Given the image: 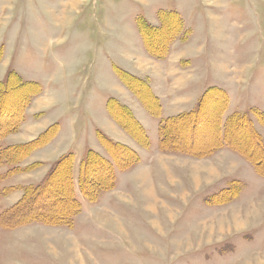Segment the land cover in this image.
Masks as SVG:
<instances>
[{
  "label": "rangeland",
  "instance_id": "rangeland-1",
  "mask_svg": "<svg viewBox=\"0 0 264 264\" xmlns=\"http://www.w3.org/2000/svg\"><path fill=\"white\" fill-rule=\"evenodd\" d=\"M0 83V264H264V155L236 121L232 140L261 168L214 147L233 114L264 145V0H0ZM139 97L158 116L152 145L122 168L95 127ZM190 108L167 126L176 151L156 149L159 118ZM93 147L113 171L87 165V196ZM67 210L69 223L38 220Z\"/></svg>",
  "mask_w": 264,
  "mask_h": 264
},
{
  "label": "trees",
  "instance_id": "trees-1",
  "mask_svg": "<svg viewBox=\"0 0 264 264\" xmlns=\"http://www.w3.org/2000/svg\"><path fill=\"white\" fill-rule=\"evenodd\" d=\"M174 14L176 15V13H174V12H169L167 15L169 17H171ZM30 83H32V82H30ZM30 83H27V85H29ZM0 84H1V89H2V86L4 88H6V89L8 88V84H6V83H0ZM13 87H16V86H13ZM147 89L149 90L148 87H147ZM215 89L212 88L213 91L215 90V91L221 93L222 95L224 94V92L222 91V89H220V88H215ZM144 90H146V89H144ZM149 95H150V98H154L153 96H151V94H149ZM216 98H217V96H216ZM225 99H226V95L224 94V100ZM154 100L156 102V98H154ZM113 102H114V100H113ZM115 102L117 103V107H118V110H117L118 115H117V113H115L116 116H117V118H118V116L121 117L120 116V113L123 112V111L126 114L128 113L129 114V118L133 122L134 126L136 125L135 126L136 127V131L135 130L132 131L128 127H126V128H128V130H130L137 137V139L139 140V142H141L143 145H146V146L149 145V140H148V138H147V136L145 134V131H144L143 127L141 125L139 126V124H137V122L134 120L133 116L129 113V111H127L124 107H122L121 105H119V103L117 101H115ZM198 109L199 108H197V109H195V110H193V111H191V112H189V113H187L185 115H180V116L175 117V118H168V119H165V120H161L160 125H159V131H160V148L161 149H163V150L164 149H170V150L176 151V148L178 146V143L175 142V140H174V142H170L171 139H172V137L171 136L168 137V134H169V132H167L168 123H170L171 121L172 122H177V121L179 122L180 119H182L183 117L184 118L185 117H189L190 114H197L198 115V112H199ZM200 114H201V112H200ZM193 116L194 117L192 118V121H191L192 122L191 123V127L192 128H193V125H195L197 123V120H196L197 119V116L196 115H193ZM233 121H236L238 124H241L242 127H243V129L246 130L247 132L249 131L250 136L254 139V145L255 146H258L259 149H260V151H261V153L264 155V145H263V143H261V140L259 139V137H258L255 129L251 125V121L249 120V118L247 116H241V115H238L236 117L235 114L231 115L228 118L227 122H226L225 132H224V134H225L224 136L225 137H223L222 134H221V124H220V122L217 124V129H216V132H215V134H216L215 136L217 137V139L214 142V147L219 148V147H223V146L227 145L230 148H232L233 150H236V151L242 153L243 155H245L247 157V159H250L252 162L255 163L257 169L258 168L260 169L261 168L260 167L261 161L255 159L256 158V155L255 154L254 155L253 154L251 155V154H249V152H243L242 151V147L245 145L244 142H248V144L250 145L249 140L246 138L247 140L246 139L243 140V141L241 140L240 142H237V143H235L233 141L234 139L232 140V138L230 136V126H231V124H232ZM104 139L106 141V144H107L108 149L110 150L111 155L114 157V159L116 161V164L119 165L120 167L123 168L124 166L128 165L129 163H132L134 161L133 158H136L137 157V155H136V153H135L134 150H132V149L130 150L127 147H124V146L119 145V144H115V143H113L112 141L108 140L105 137H104ZM33 143L34 142H32L31 144H33ZM169 144L172 145V147H167L166 146V145H169ZM211 144H212V142L209 143V146ZM254 145L252 144V146H254ZM186 147L187 148L185 150H187L188 152H191L192 154L199 153L198 155L203 154L207 149H210L211 148V147L210 148H206V149L203 150V152H198V151L192 149L190 146H186ZM119 148L122 151H125V153L124 152H121L120 154H118L117 150ZM89 154L90 155H88L87 157H85L83 159V167H82L83 169L81 170V171H83L82 172L81 190H83L84 194L87 195V196H88V193H87V190H86L87 189V185H86L87 183L85 181H86L87 178H90V176L88 175V172L86 171L87 165L92 164V163H94V164H96V163L99 164L100 163L103 166L104 170H105V174H106L107 180H109L110 173L113 171L112 164L109 163L106 158L102 157L101 155H99L95 151H91ZM74 159L75 158H74V155L73 154L67 155V157H65V161H66L65 168L67 169L68 179H69V184H70V191L68 193V196L70 197V199L73 202V204L76 205V207H75L76 208V211H79L80 210V206L78 204L79 202L77 203V199H76V197L74 195L75 194V187H74V181H73V163H74ZM61 163L62 162L58 163L57 165H60ZM60 166H62V164ZM60 166H57L53 170V172H51V173H53V174L57 173ZM102 166H99V167H102ZM259 172L263 173V175H264V171L259 170ZM50 174L46 178L45 185H46V183H47V181H48V179L50 177ZM111 177L113 178L112 175H111ZM89 182L96 183V185H99V183H100L99 179L97 180L96 177L94 179L91 177V179L89 180ZM239 187H234V188L237 190ZM55 195H57V194H55ZM45 214L46 213L44 211H42L41 214H40V216H38V220L44 221V222H48L49 221V222L54 223V224L69 223L70 220H71L70 216H72V215H69V211L68 210L65 213H62V214L61 213L55 214V215L52 214V213L49 214V215L48 214L45 215Z\"/></svg>",
  "mask_w": 264,
  "mask_h": 264
},
{
  "label": "crops",
  "instance_id": "crops-1",
  "mask_svg": "<svg viewBox=\"0 0 264 264\" xmlns=\"http://www.w3.org/2000/svg\"><path fill=\"white\" fill-rule=\"evenodd\" d=\"M152 89H153V92L150 93V94H152L151 96H153L154 98L157 99L160 96V94H159L158 91H156L155 88H152ZM138 99H139L140 102L139 101L138 102L135 101L132 104H130V103H124V102H121V101H117V102L119 103V105H121L122 107H124L127 111H129V113L133 116V118L135 119V121H137V123H139V125H141L143 127V129L145 131V134H146V136H147V138L149 140V145L146 146V145H143L141 142H139V140L137 139V137L136 136H133L132 135L133 133L131 131L127 130L125 128V126L122 125L119 122V120H117L116 114L111 113L110 112V109L108 107L106 108V111H104V113H103L102 125L96 124V127H95L96 128V135H97L98 139H99V135L98 134L100 132L108 140H110V141L116 140V143L117 144L122 145L124 147L131 148L133 150H136V152H139V151L137 150V148H136L135 145H137V146H141L142 145V147L145 146L147 149H149V146L152 145V142H151V137L148 134L149 131H148V129H147L146 126H147V123L150 121L149 116H152L154 118L155 117H158V116L155 115V114L153 115V112H150L151 110L145 106L147 100H145V104H142L143 103L142 102L143 101L142 100V97H139ZM154 102H155V100H154ZM148 103H149V101H148ZM190 110L193 111L192 108H190L188 111H190ZM181 112H183V111H180V112H177V113H169L167 115V118H162L160 116L161 118H159V124H158V147H155L156 149L159 148L160 150H162L160 148V131H159V125H160L161 120H165V119H168V118L178 117V116H180ZM225 118H226V116L224 117V122H225V125H226V122H227L228 118H227V120ZM225 125L223 126V124H222L221 134H222L223 137H225L224 136L225 135L224 134V132H225ZM32 139H33V137H32ZM55 140L52 143H50L47 146H45L44 148H42L41 150H39V151L42 152V153H45V154H48L49 155V152H51V149L50 148H57V147H59L60 144L62 146V142H58V145L57 146H54ZM94 143H95V145H97L99 147L100 144H98L97 142H94ZM225 146H227V145H225ZM221 149L222 150H228V152H230L233 155H237V153L238 154L240 153V152H238L236 150H233L229 146H227L226 148L223 146V147H221ZM92 150L95 151L96 153L97 152L100 153V151H97L96 147H93ZM174 153H176V152H174ZM101 156H103V155H101ZM104 158H106V157H104ZM79 164H80L79 160L75 158L74 159V165H73V169H74L75 173H77V171H78ZM75 173H74L73 177L75 176ZM74 187H75V192H76V184H75Z\"/></svg>",
  "mask_w": 264,
  "mask_h": 264
}]
</instances>
